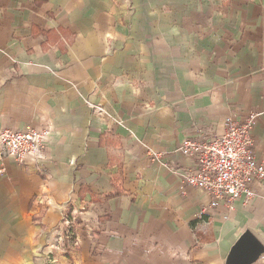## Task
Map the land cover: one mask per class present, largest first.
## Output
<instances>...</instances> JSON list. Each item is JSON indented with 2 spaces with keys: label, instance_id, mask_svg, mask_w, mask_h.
<instances>
[{
  "label": "crops",
  "instance_id": "0c3cea01",
  "mask_svg": "<svg viewBox=\"0 0 264 264\" xmlns=\"http://www.w3.org/2000/svg\"><path fill=\"white\" fill-rule=\"evenodd\" d=\"M251 112L264 160V0H0V131L49 132L4 160L0 264H49L66 209L80 242L54 264H226L247 229L264 242V178L211 207L180 151Z\"/></svg>",
  "mask_w": 264,
  "mask_h": 264
},
{
  "label": "built area",
  "instance_id": "2783aa9c",
  "mask_svg": "<svg viewBox=\"0 0 264 264\" xmlns=\"http://www.w3.org/2000/svg\"><path fill=\"white\" fill-rule=\"evenodd\" d=\"M96 108L102 107L97 105ZM258 115V112H251L243 121L229 117L223 135L200 141L187 139L180 146V151L195 157L198 165L196 171L185 174L186 184L207 192L211 207L226 201L231 208L237 198L251 199L255 196L252 182L264 178V160L254 155L253 131ZM48 137L46 128L1 130L0 172H5L4 160L7 158H14L20 164L31 156L41 158Z\"/></svg>",
  "mask_w": 264,
  "mask_h": 264
},
{
  "label": "water",
  "instance_id": "95a60500",
  "mask_svg": "<svg viewBox=\"0 0 264 264\" xmlns=\"http://www.w3.org/2000/svg\"><path fill=\"white\" fill-rule=\"evenodd\" d=\"M264 254V242L247 229L232 246L226 264H253Z\"/></svg>",
  "mask_w": 264,
  "mask_h": 264
},
{
  "label": "rangeland",
  "instance_id": "374dc122",
  "mask_svg": "<svg viewBox=\"0 0 264 264\" xmlns=\"http://www.w3.org/2000/svg\"><path fill=\"white\" fill-rule=\"evenodd\" d=\"M66 212V213H65ZM68 209L64 211V214L62 215V221L59 224L57 233V242L55 248L51 252V257L49 256L46 260L49 264H54L53 255L55 254L54 251L62 250V251H71L73 247L78 246L80 242V235L77 232V226L74 224L75 222L72 220V218L68 217L70 216L68 213ZM70 218V219H69ZM70 226V227H69ZM54 253V254H53ZM37 263V260H34V264ZM46 264V263H45Z\"/></svg>",
  "mask_w": 264,
  "mask_h": 264
}]
</instances>
